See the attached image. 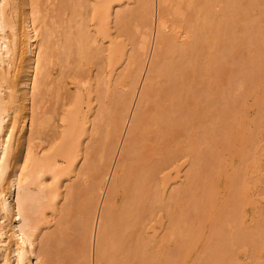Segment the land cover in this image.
<instances>
[{
    "label": "bare ground",
    "instance_id": "1",
    "mask_svg": "<svg viewBox=\"0 0 264 264\" xmlns=\"http://www.w3.org/2000/svg\"><path fill=\"white\" fill-rule=\"evenodd\" d=\"M60 1L63 0H57L56 3L53 0H45V2L44 0H0V217L2 218L0 264H41L49 259V249L46 247L47 239L43 238L42 232L50 227L53 216L62 221L61 218L69 211V206L67 207L63 201V196L68 194V191L64 193L61 189L60 179L61 175L66 172L74 171L77 176L78 171H81L82 168L99 172H96L98 175L94 182L91 181L88 184L85 190V199L82 203L80 202V206L78 203L79 207L76 206L78 210L74 212L77 214L76 223L77 229L80 230V237H82V241L87 242L85 247L88 254L86 253L84 264H98V260L104 256L102 255L105 253L103 233L107 231V226L112 224L110 217L113 218L114 214L112 212L114 207H106V202L110 201L111 204L115 200L117 192L119 194L121 192L122 206L120 207L124 213L120 216L123 217V220L120 218L118 224L122 220L123 223L120 226H125L118 227L117 224V231L125 228V230L117 232L120 235L123 234V237L117 235V238L120 237L118 242L122 240L121 244L124 245H126L125 243L130 245V240L134 238L136 240L139 238L140 242L143 234L154 229L156 224H160L166 217L168 225H170L169 230L171 228V232L167 234L172 233L175 236L176 230H178L176 228L178 220L174 218L176 212L168 213L167 216L166 211L171 210L169 208L167 210L166 207L173 203L176 204L185 194H190L191 206L192 202L193 206L198 202L199 207L200 203L207 207L212 205L213 196H215L214 192H209L211 187L209 180L212 181L210 174L207 175L208 177H204L206 176L204 175L205 171L203 175L196 172L200 168V160L204 159L201 156H196L198 152H202L200 147L195 144L194 138H197L195 130L200 128L198 133L206 132L205 138H208L212 132V124L216 123L217 130H220L217 135L219 137L222 134L228 135V120L230 119L227 116L230 107H227V96L223 94L225 90H221V92L214 90L215 87L213 88L210 85L211 82L208 81L210 78L205 77V82L190 83L196 68L190 67L189 63L194 55L200 57L203 45L206 46L207 41L203 40V35H206V38L211 35L213 15L219 10L218 13L222 14L228 6L219 7L216 0H197L195 4V0H173L174 7L171 6L173 11L178 12L181 3L186 7L192 5L196 11L193 13L192 19L187 18L185 31L169 34L171 31H168L169 28L166 30V21L160 12V3L166 0H153L148 18L150 20H145L147 23L150 22L145 25V29L151 32L155 27V34L146 33V30L141 34L143 41L140 44H145L146 38L150 37L148 40L150 45L149 47L146 45L142 51H138L137 58L134 56L135 54L133 55L135 59H138V63L134 64L137 66L136 70L132 72L134 74H131V77L128 75L129 90H122L119 97H117V93L116 95L113 93L116 98L111 97V100L110 97L104 96L100 90L99 95L94 98L97 104V113L95 122L90 121L93 129L88 130V127H85V114L81 112L79 104L83 99L81 94L77 95L71 107L67 105L69 108L65 109L61 122L53 121L55 110L50 106L49 99L50 67L54 57L60 59L61 61H59L62 63V60L70 58L74 52L79 58H82L87 54L86 50L90 49L92 54L96 52V58L101 61V66H98L95 76L94 83L97 86H94L95 92H98L102 85H107L108 89L113 91L111 87H115L113 84L115 69L111 67V65L113 66L111 62L116 50L115 31L122 19L119 8L121 4H118V0H67L69 5L66 7ZM44 3L47 4V8ZM139 4L143 12L149 7L148 0H140ZM68 10L70 16L65 18L64 12H68ZM47 11L48 13H46ZM55 12H58L57 16L60 19L56 22L54 21ZM76 12L82 15L83 20H80L79 17V22L74 21ZM46 14L52 15L54 23L51 21L53 23L51 25H54L53 28L50 26V22L45 21ZM225 15V13L222 14L221 18H224ZM221 18L220 20L223 21L224 19ZM89 21L95 23L92 29ZM62 23H65V28L62 31L55 30L62 26ZM189 37L191 40H188ZM158 40L165 45V47L162 46V49L165 48L168 53H173L169 56L174 59L169 57V63L158 75L159 77L161 75L160 84L148 83V80L151 81L148 79L150 75L148 72L152 68L151 64L153 66L155 63L153 58L157 53L155 46L160 43ZM106 44L108 46L103 47ZM105 51H107L106 55H104ZM167 52L163 53L167 54ZM160 53L158 55L163 57L161 56L163 53ZM105 56L107 59L104 60ZM160 57L158 56V58ZM201 59H204L203 56ZM206 62L208 63V61ZM156 63L158 65V61ZM157 67L155 69L153 67L151 71L156 70ZM106 76H111V79ZM94 87L91 84L87 91L91 94L94 92ZM90 94L86 98L91 97ZM142 95L151 97L149 106L143 105ZM105 97L108 102H105ZM218 101H221L219 106H217ZM106 104L109 117L105 119L104 125H101L103 140L101 138L98 144L102 152L105 150L104 156L98 151L99 147L97 150L91 145L90 140L92 139L91 134L98 129V123L105 115L103 110ZM192 110H197L196 115H193ZM55 127H60L57 130L60 134L55 131ZM84 133L86 135L82 138ZM58 135L59 137H57ZM216 137L214 136V138ZM209 147L211 146L209 145ZM209 147L207 150L211 153L212 149ZM90 148L99 152V154L97 153L99 163L102 156L105 157L103 160L105 159L106 162L102 160V164H99L96 157L91 154L93 150L90 151ZM216 153L215 155H217ZM183 158H187L184 162H188L190 171L188 168L185 169V172H188H184L183 180L175 181L179 182V185L177 184L178 186L167 191L166 179L172 170H176V177H182L177 173L180 171L178 167L181 166L180 160ZM127 160L129 162H126ZM89 170L86 171L89 172ZM196 174L198 175L197 182L195 181ZM101 175L111 177L112 187L108 186L104 195L102 194L103 189L99 191L98 188ZM119 188H122V191H117ZM194 192H198V195ZM64 203L66 207L63 205ZM193 206L192 208L196 205ZM191 212L193 213V210ZM163 225L165 226V222L159 228H164ZM172 229H174L173 232ZM113 230L114 228L111 230L112 232L109 230L110 236H112L110 237L106 232L107 237L105 238L113 240L116 237L115 230ZM166 236L164 233L154 236L152 241H149L151 238L147 241L143 240L151 248L150 250L154 248L159 250V247L164 246L163 242L167 239ZM117 238L114 239V242ZM111 240L106 239L108 247L114 244H108ZM136 240L134 241L138 242ZM181 242L180 240L175 241L172 246L175 249L173 252L176 253L175 255H177V250H181L179 248ZM182 244L184 243L182 242ZM140 247L142 248L141 245ZM132 250L138 254L137 249ZM160 256L162 255L154 256L159 264L181 263L178 256L171 255L172 257L168 258ZM113 257L115 256L113 255ZM127 258L129 257L127 256ZM125 260L127 261V259Z\"/></svg>",
    "mask_w": 264,
    "mask_h": 264
},
{
    "label": "rangeland",
    "instance_id": "2",
    "mask_svg": "<svg viewBox=\"0 0 264 264\" xmlns=\"http://www.w3.org/2000/svg\"><path fill=\"white\" fill-rule=\"evenodd\" d=\"M53 1L55 3L57 2V0ZM196 1L197 0L194 1V4L197 3ZM60 2H62L63 5H66V7L69 5L67 0H63ZM152 2L153 0H148L149 7L147 10L144 9L143 12V9L139 7L140 0H118V4H121L119 8L121 9L120 16H122V19H120L122 22L120 21L121 24H118L117 31H115L116 50L111 62L113 64V66L111 65V67L115 69V76L113 80V84H115V87H111L114 92L110 91L107 85H102V87L104 88L102 89L101 87L98 92H95V87H97L94 83L95 76L97 74L98 66H101V61H98V59L96 58V52L92 54V51L90 49L86 50L87 54L82 56V58H79L78 55H76L74 52L73 54H71L70 58H66L67 60H62V63L60 62V59L54 57L53 63L50 67L51 88L49 92V99L51 104L50 106H52L55 110L53 114V121L55 120V122H57L58 120V122H61V117L65 109L69 108L68 106L71 107L74 104L73 102L76 100L77 95L81 94L83 99L79 104L81 105V112L85 114V127H88V130H92L93 126L90 121L93 120L95 122V115L97 113V104L94 98L95 96L99 95L100 90L101 93L103 92L102 94L104 96L110 97V100L112 99L111 97L116 98V93L117 97H119V94H121L122 90H129V85L127 84L130 81L129 76L131 77V74H134L132 72L136 70L135 68L137 66L135 65H137L138 63V59H135L133 55L135 54L134 56L136 57L137 54H139L138 51H142L146 47V45L147 47H149L150 45L148 41L150 37L146 38L145 44H140V42L143 41L141 34L145 30L146 33L149 32L151 35L155 34V27L151 32L145 29V25L149 24L150 22L149 21L147 23L146 21L150 17L149 13L152 8ZM216 3L219 7L222 8L228 6L225 12H222V14L225 13L226 15L224 18H221L222 14L218 13L220 12V10L218 9L219 11H216V14L213 15L214 20L212 23V30L210 32L211 35H208L207 38L206 35H203V40L205 39V41H207L206 46L207 44L208 46L204 47L203 45V51L201 52L200 57L198 55H194V57L190 59L191 62L189 63L190 67L196 68L195 75H193L192 78L190 77L191 84L195 83V81L205 82V77L208 79L210 78V80L208 81L211 82L210 85L213 88L215 87L214 90H218L219 92H221V90H225L223 91V94L229 97V99H227L226 97L228 103L227 107H230L228 108L230 110H228L229 112L227 116L230 119L228 120V135H223L221 133L222 135H220L219 137L217 133H220V130H217L218 126L216 125V123L212 124V132H210L208 138H205L207 135L206 132L202 134L200 132L198 133V131H200V128L195 130V132H197V138H194L195 144L197 147H200L201 152L203 153L202 154L198 152L196 156H201L204 159L202 161L200 160L201 165L196 172L197 174L202 173V175L204 171L208 173H205L204 175L206 176L204 177H208L210 174V178L212 179V181L209 180V184L211 186L209 192H214L215 194V196H213V203H211L212 205L204 207L199 202L201 205L199 207L197 205L198 202H194L196 203V206L194 205V207L192 202V206L194 207L192 208L190 201L191 197H189V193V195L185 194L181 200L179 199L176 204L172 202V205L166 207L167 210L168 208L169 210H171L166 211V215L168 216V213L170 214L173 211L176 212V216H174V218H177L178 220L176 222V228L179 231L176 230L177 233H175V236L172 233L167 234L171 232V228L169 230L170 225H168L169 222L166 219L167 217L165 216L166 218L164 219L162 216L163 219L161 218V222L163 224L165 222V226L163 225L164 228H159V226L162 225L161 222L160 224L157 223L159 225L156 224L154 229L148 230L146 234H143L141 236L142 240L145 239L147 241L151 238L149 241H152V238H154V236L156 235L160 236L164 233L165 235H167V239L163 242L164 244L162 243L164 245L162 246V248L159 247V250L157 248H154L155 250H150L151 248L144 242V240L142 241L141 238L140 242L139 238L137 239L138 242L134 241L136 240L135 238L130 240V245H127V243H125L126 245H124L122 243L125 247L121 244L122 240H120L121 242H118V239L120 237L117 238V235L122 236L123 234L120 235L117 232H120L122 229L125 230V228H120L121 230L117 231V224L120 221V216L121 214H124L122 213L123 209H121L120 207L122 206L120 199L121 192L120 194L119 192H117L115 200H112L113 202L111 204L110 201L108 203L106 202V207H114V211L112 210L114 214L112 215L111 212L113 218L110 217L111 222H109L112 224L110 225L108 222L109 225H106L108 229L105 228L107 231L103 233V237L105 239V244L103 245L105 253L102 254L104 255L101 257L102 259L98 260V264H159V261H156L154 258V256L158 257V254L162 255L160 256L161 258L178 256V260H181L180 264H264V0H216ZM44 4L47 8L48 2L47 4ZM160 4L161 16L166 21L167 25L166 30L169 28L168 31H171L169 34L185 31L187 27L186 20L188 17L189 19L193 18V13L196 11L195 7L193 8L192 5L186 7L185 4L182 5L181 3V7L177 12L171 10L174 7L173 0H166L164 2H161ZM172 5L173 7L171 8ZM46 13H48V11ZM57 13L58 12H55L56 16H54L55 22L60 20L58 19L59 17L57 16ZM64 13V15H62L65 18H69V10L68 12L66 11ZM45 17V21L47 23L50 22L49 24L53 28L54 25H51L54 23L52 21V15L46 14ZM78 18L80 20H83L82 15L79 12H76V16L74 15V21L79 22ZM220 18L224 20L221 21ZM89 25L92 29L95 23L93 21H89ZM64 28L65 23H62V26L56 28L55 30L62 31ZM188 40H191V37H189ZM208 41L211 42L210 45ZM161 44L162 43L160 42L155 46V52L157 53L153 58L154 60L152 59L155 63H153V66L151 64L150 67H152L151 69H153V67L155 69V67H157L158 65L159 66L156 69L157 71H151L150 69V71L148 72L150 74V77L148 76V79H151V81L148 80V83H161L159 82V80L161 81V75L160 77L158 75L160 74L161 70H163V68L167 66V63H169V57H171L169 55L173 54L171 52L168 53L164 48L165 45ZM141 45H143V47H141ZM105 46L107 47L108 45L106 44L103 47ZM162 46H164V49H162ZM159 51L161 53L166 51L167 54L163 53V55H161L163 57H160V55H158L160 53ZM106 54L107 51L104 52V55ZM158 56L160 58H158ZM201 56H203L204 59H201ZM105 59H107L106 56L104 57V60ZM132 60L134 61L132 62ZM156 61H158V65ZM206 61H208V63ZM202 66H204L205 71L204 68L202 69ZM151 75H153V78L151 77ZM106 78L111 79V76H106ZM91 84L93 85V87L95 86V93L92 92L90 94L87 89ZM154 86L157 87L158 85ZM89 94L91 96L89 98H91L92 100L86 98L89 96ZM142 96V100H144L143 105L149 106L151 104L150 100H152L151 97H145L144 95ZM106 97L104 98L105 102H108V99H106ZM219 104H221V101H218L217 106H219ZM107 107L108 105L106 104L105 109L103 110V113L105 115L98 123V129L91 134L92 139L90 140L91 145L96 149L97 147H99V150H97L100 152V154L103 153L104 156L105 150L102 152V150L100 149V145L98 144L100 143L101 138L103 140L101 125H104L106 121L105 119L109 117ZM191 112L193 113V115H196L197 110H192ZM59 128L60 127H55V131L57 132ZM85 135L86 134L84 133L82 135V138H84ZM91 136L88 138V142ZM214 136L217 137L214 138ZM57 137H59V135ZM85 143L86 141L84 142V145ZM209 145L211 147H209ZM208 147L215 152L211 150V153H209V151L207 150ZM91 150L93 149L90 148V151ZM97 150L94 149L91 154L98 160L99 157L97 156V153L99 154V152ZM215 153L217 155H215ZM104 156H102V159L100 157V163L98 160L99 164H102L103 161L106 162L105 159L103 160ZM185 160H187V158L181 159V166L178 167L180 168V171H178L179 173L177 174H180V177L182 175V177H176V170H172L168 178L166 179L168 188L167 191H170L172 188L179 185V182L175 181L183 180L185 169L187 170L188 168V162H184ZM126 162H129V160H127ZM89 166L90 165L88 164V167ZM86 170L88 171L89 169L85 168L83 170L82 168V172L78 171V176L74 171L66 172L61 175V189L64 191V193L65 191H68V194L66 193V195L63 196L64 200H62L67 204V207L69 206V211H67V208H65L67 214L63 216L64 218H61L62 221H59L55 216H53V218L51 219L50 227L43 230L42 236L43 238L47 239L46 244L48 246L46 245V247L47 249H49L48 252L50 255H48L49 259H47V261L49 262L43 261L41 262V264H84V261H86L85 256L87 253V249L85 247V244L87 242L82 241L83 239H81L82 237H80V230L77 229L78 227L76 223L77 214L74 212L78 210L76 207L78 206V203L80 206L82 201H84L86 195L85 190L88 184H90L91 181L93 183L99 173L98 171L92 172L89 170V172H87ZM188 170L190 171V168H188ZM197 174L195 176L196 179L194 178L196 182L198 181ZM99 181V191L103 189L102 194L104 195L108 186L112 187V184H110L111 177L109 175H101V180L99 179ZM120 190L122 191V188L117 189V191ZM194 193H197L196 195H198V192ZM65 203L63 204L64 206ZM103 204L104 203L102 202V205ZM191 209L193 210V213L191 212ZM163 213L161 214L163 215ZM122 220L120 224L123 223ZM1 221L2 218L0 217V225ZM120 224H118V227H125L123 225L120 226ZM112 226L116 233V237L115 235H113L115 237L114 239L117 238L115 242L114 239L111 240L105 238L107 237V235L105 234L106 232H108V235L110 236L109 230L110 232H112ZM62 228H64L65 230ZM173 231L174 229H172V232ZM180 231L181 233H179ZM106 239L112 241H108V244H114L108 247V245L106 244ZM178 240L182 241L184 244H182L181 242V246L179 247L181 250H177V255H175L176 253H173L175 252V249H173L172 246L175 241ZM118 243H120L121 246ZM140 245L142 246V248L140 247ZM114 246L116 247L114 248ZM116 249L117 251H115ZM132 249H137L136 252L138 251V254L134 253L135 251H133ZM113 250L116 254L113 253ZM53 251L55 252L53 253ZM153 251H157L158 254L154 253ZM162 251L164 254L162 253ZM128 252H130V254H128ZM113 255L115 257H113ZM122 256H125V258H122ZM127 256L129 258H127ZM125 259H127V261Z\"/></svg>",
    "mask_w": 264,
    "mask_h": 264
}]
</instances>
